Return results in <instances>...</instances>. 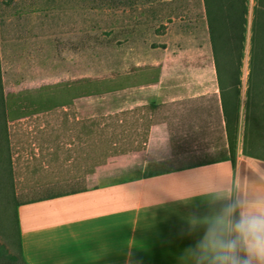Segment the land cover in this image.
<instances>
[{"label":"rangeland","instance_id":"1","mask_svg":"<svg viewBox=\"0 0 264 264\" xmlns=\"http://www.w3.org/2000/svg\"><path fill=\"white\" fill-rule=\"evenodd\" d=\"M255 6V0H247L241 101ZM33 12L40 22L41 40L35 52L40 70L35 78L31 75V82L44 86L81 79L136 81L154 67L161 81L157 90L135 86L82 97L24 121L4 122L0 108V245L10 254L17 253L16 202L36 198L49 188L91 187L135 176L143 161H149L147 171H151L225 155L202 0H0L3 97L28 90L14 62L23 55L17 43L20 22ZM159 102L162 105L151 120L144 112L142 121L137 114L133 121L128 113L118 122L116 112L121 107L144 103L145 110ZM155 120L165 123L169 153L116 157L141 148L148 121ZM241 129L242 110L239 140ZM179 130L190 138H174ZM178 147L190 155L174 163L167 157L175 155ZM156 158L161 161L153 163Z\"/></svg>","mask_w":264,"mask_h":264},{"label":"crops","instance_id":"2","mask_svg":"<svg viewBox=\"0 0 264 264\" xmlns=\"http://www.w3.org/2000/svg\"><path fill=\"white\" fill-rule=\"evenodd\" d=\"M35 15V12L24 15L20 22L17 43L23 48V55L14 62L18 71L23 72V86L28 90L41 85L29 79L32 74L35 78L40 70L35 52L41 40V27ZM28 50L29 56L26 55ZM160 81L161 75H158L156 83L137 87L157 90ZM161 103L148 104L145 110L141 108L144 103L121 107L116 112L118 122L128 113L133 121L135 114L137 120L142 121L144 112L151 120ZM42 114L45 113L31 117ZM148 122L141 148L130 149L129 153L116 157L129 155L133 159L141 153H169L164 121ZM220 124L225 148L221 158L151 171H147L149 161H143L135 176L102 182L80 193L18 205L16 224L25 264H185L181 259L183 251L194 245L203 231L188 235L185 217L207 212L201 193L226 183H235L253 193H264V179H260L264 177V157L242 155L241 138H237L231 162L221 115ZM178 133L174 138H190L181 130ZM188 155L184 148L178 147L176 154H169L167 158L179 163ZM160 161L161 158H156L152 162Z\"/></svg>","mask_w":264,"mask_h":264},{"label":"trees","instance_id":"3","mask_svg":"<svg viewBox=\"0 0 264 264\" xmlns=\"http://www.w3.org/2000/svg\"><path fill=\"white\" fill-rule=\"evenodd\" d=\"M246 2L247 0H202L220 115L228 159L231 162L236 148L241 110V153L248 157H264V0H255L256 6L250 25L244 98L241 101L240 61L244 47ZM150 69L149 74L142 75V78L136 81L127 78L116 82L81 79L44 85L35 90H25L4 97L0 90L3 121H16L63 108L82 97L99 96L135 86L154 84L157 82L159 69L155 67ZM0 150L2 151L1 146ZM85 190L87 187L84 186L49 188L36 198L16 202L15 209L18 205L63 197ZM14 215L16 224V213ZM16 233L17 253L10 254L0 245V264H25L20 254L17 224Z\"/></svg>","mask_w":264,"mask_h":264},{"label":"clouds","instance_id":"4","mask_svg":"<svg viewBox=\"0 0 264 264\" xmlns=\"http://www.w3.org/2000/svg\"><path fill=\"white\" fill-rule=\"evenodd\" d=\"M201 195L207 212L185 217L188 235L203 230L185 264H264V193L226 183Z\"/></svg>","mask_w":264,"mask_h":264}]
</instances>
